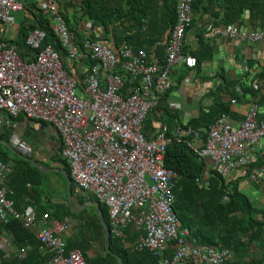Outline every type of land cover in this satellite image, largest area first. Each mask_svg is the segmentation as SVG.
I'll list each match as a JSON object with an SVG mask.
<instances>
[{"label":"built area","instance_id":"1","mask_svg":"<svg viewBox=\"0 0 264 264\" xmlns=\"http://www.w3.org/2000/svg\"><path fill=\"white\" fill-rule=\"evenodd\" d=\"M30 1L35 0H0V23L7 26ZM194 1H177V20L163 63L150 60L144 47L124 44L115 51L95 37L81 40L69 29L57 0L42 2L69 60L76 63L72 72L65 69L59 51L44 46L47 33L41 28L26 37L33 54L26 60L16 43L0 38V138L9 130L10 143L30 153L32 144L16 132L19 117L52 125L60 135L61 155L70 166L72 182L108 207L111 233L125 238L131 228L136 235L134 248L149 249L159 256V264H228L234 258L232 248L197 245L191 230L179 226L174 209L178 174L165 166L167 147L174 138L167 123L160 124L152 137L143 132L147 115L172 87L173 69L179 64L197 66L196 57L184 52ZM207 31L241 43L260 42L264 22L252 29L209 22ZM187 134L182 129L176 140L204 159L201 180L207 186L211 172L229 178L257 161L255 147L264 138V117L259 116V104L252 102L237 126L222 114L207 130L202 145L186 139ZM13 168L0 156V221L14 216L25 227H36L40 249L52 253L48 264H86L80 249H67L63 234L72 227L70 218L60 220L46 212L39 219L32 205L23 213L15 208L13 189L2 185ZM257 169L250 179L264 176V163ZM11 243L8 236L0 235V249L12 252ZM25 254L23 249L18 255Z\"/></svg>","mask_w":264,"mask_h":264},{"label":"trees","instance_id":"2","mask_svg":"<svg viewBox=\"0 0 264 264\" xmlns=\"http://www.w3.org/2000/svg\"><path fill=\"white\" fill-rule=\"evenodd\" d=\"M177 1L84 0L82 8L89 18L104 27H115L125 22L131 23V28L135 31L131 35H126L124 43L140 48L148 44L150 47L156 46L157 35L162 36L167 31L169 33L166 42L168 41L170 30L177 20ZM152 7L161 10V15L155 12ZM193 12L201 15L208 14L211 22L221 26L244 25L248 18L252 22V26L262 27L264 0H195ZM37 19V25L21 29L24 39L17 43L20 56L26 60L32 54V50L26 44V37L30 31L41 28L47 33L44 46L49 44L59 51L65 69L72 72L76 63L69 60L50 18L40 11ZM65 19L69 29L72 30L68 19L66 17ZM193 23L194 18L192 25ZM72 31L79 36L78 31ZM137 44L142 45L137 46ZM165 48L166 43L159 44L157 48L158 51H164V57L159 61L162 63L165 58ZM212 50L213 45L204 33L200 37L198 51L189 52L187 48H184V52L196 57V67L213 55ZM87 63L91 62L87 61ZM185 74L172 80L169 92L179 86ZM244 77L246 81L242 83V90L244 93L252 94L256 99L259 98L256 102L260 105L264 100V70H260L256 74L247 72ZM232 83L233 81L226 80L225 89H223L231 99L236 96V93L230 90ZM165 98L147 115L143 127L144 133L151 129V126L155 127L153 125V122L156 121L154 117L160 111ZM223 98V96L215 98L214 103L208 108L209 110L202 107L198 117L190 118L185 123L177 122L178 114L176 112L165 111L166 122L169 125L168 134L174 138L167 147L165 166L178 174L174 187L176 197L174 209L178 215L179 226L188 227L191 230V238L197 245L228 247L232 248L236 254L248 250L249 245H252L256 239L261 241V248L264 249V220L258 221L257 210L253 206V202L240 190V182L246 176L236 177L234 173L231 177L225 178L213 171L209 178V184L203 185L201 177L206 168V162L185 142H178L174 134L176 126L180 124L186 130L203 131L206 139L209 127L222 114L230 112L229 102L224 101ZM22 117L21 115L19 118ZM29 121L38 122L37 120ZM3 141H7L6 137H3ZM9 152L6 144L0 142V156L3 161H9ZM14 159L15 164H13L14 168L9 176V182L10 188L14 191L11 197L14 199L15 208L23 213L28 205H32L39 219L46 212L60 220L70 218L73 221L71 228L75 227V234L72 242H66L67 249H80L85 256L86 264H118V257L122 258L121 264H159V256L149 249L134 248L136 235L131 232L129 227L126 229L127 237L125 238L117 237L111 233L109 247H107L104 228L96 208L90 205L89 207H92L93 211H89V207H87L80 213L72 212L67 200V179L63 174L55 172L61 179L60 189H57L56 194L52 197V188L48 181L49 173L43 172L17 155ZM56 162L60 163L70 174V166L61 157V154L58 155ZM260 164L259 161L250 164L246 170V173L249 174L246 175L249 177L251 170ZM72 194L80 205L88 199H94L93 196L79 189L74 182H72ZM101 207L105 221L110 227L108 207L103 204ZM37 233L36 227H25L23 221L14 216L9 217L6 222L0 221V235H9L12 238L13 248L10 253L0 249V264H48L52 253L40 249ZM23 249H26V254L21 258L18 254ZM228 264H264V253L260 258L252 257L251 259L235 258L234 256Z\"/></svg>","mask_w":264,"mask_h":264},{"label":"crops","instance_id":"3","mask_svg":"<svg viewBox=\"0 0 264 264\" xmlns=\"http://www.w3.org/2000/svg\"><path fill=\"white\" fill-rule=\"evenodd\" d=\"M43 1V0H42ZM41 0L30 1L25 4V7L13 14L11 22L4 26L0 23V38L19 43L24 39L21 34L23 27L37 25V15L40 11L48 16V12L44 7V2ZM59 8L64 16L68 19L69 25L72 30L78 31L81 40L86 37H95L112 48L118 51L125 42L126 35H131L135 29L131 28V23L125 22L117 26L104 27L103 25L96 24L89 16H87L82 8L84 0H57ZM155 12L161 15V10L152 7ZM218 10V9H217ZM247 18V16H246ZM211 22L208 14L194 13V23L187 33L186 44L189 52H196L199 50L200 37L204 35L211 41L213 45L212 56L204 60L199 67L188 68L179 64L173 69V79L178 78L181 74H185L179 86L173 91H168L165 95V101L162 104L160 111L155 115V123L151 129L146 131L147 137H152L162 123L166 122V110L174 111L178 114L177 122L185 123L190 118L199 116L201 108L206 110L214 103L215 98L224 97V101L229 102L230 112L227 113L230 120L237 126L239 122L246 116L249 111L250 104L256 102L259 98H255L250 93H244L242 90V83L247 72L256 74L260 70H264V39L260 42H237L235 40L227 39L217 35H209L206 33L207 24ZM247 28H252V22L247 18L244 24ZM71 30V31H72ZM169 31L165 32L162 36L157 35L158 42L161 45L166 43ZM158 42L156 46L150 47L144 45L147 50L148 57L153 61H161L164 57V51H158ZM142 44H137V46ZM32 54L28 56L31 58ZM27 58V59H28ZM77 70H82V65L77 66ZM233 81L230 90L236 93L235 98L231 99L225 89V81ZM247 83V82H245ZM254 84V83H253ZM235 100V102L233 101ZM154 110V109H153ZM152 111V110H151ZM259 116L264 117V100L259 105ZM19 126L16 132L21 135L25 140L33 146V151L30 153H23L18 150L9 139V130L1 137H6L7 141H2L9 149V161L15 164V156H26L34 158L42 165L51 167H62L60 163L56 162L58 155L61 154V138L56 129L49 123L38 121L33 122L26 119L24 116L19 118ZM168 124V123H167ZM145 125V123H144ZM169 126V125H168ZM144 127V126H143ZM184 129L181 125H177L174 134L176 137L180 131ZM186 130V129H185ZM189 134L186 139L194 142L196 145H202L205 141L204 132L201 130L189 129ZM193 131L194 135H190ZM203 132V135L199 134ZM257 162L264 163V138H261L255 147ZM62 157V155H61ZM23 158V157H22ZM63 158V157H62ZM24 159V158H23ZM25 160V159H24ZM27 161V160H26ZM29 162V161H28ZM259 166V165H258ZM258 166L254 167L251 172L257 173ZM13 172V171H12ZM56 172V171H54ZM60 173V172H58ZM10 174L4 178L2 185L10 188ZM62 174V173H61ZM246 171L238 170L235 176L245 175L246 177L240 182V190L246 194L253 206L257 210L256 217L258 221L264 220V176H259L254 180L250 179ZM66 178V177H65ZM60 178L58 177L59 186ZM12 189V188H11ZM80 206V205H79ZM75 225V224H74ZM75 227L69 229L63 234L66 242L70 243L74 240ZM8 236L11 240L12 238ZM264 253L261 248V241L256 239L252 245H249L248 250L238 252L235 258L251 259L252 257L260 258Z\"/></svg>","mask_w":264,"mask_h":264},{"label":"water","instance_id":"4","mask_svg":"<svg viewBox=\"0 0 264 264\" xmlns=\"http://www.w3.org/2000/svg\"><path fill=\"white\" fill-rule=\"evenodd\" d=\"M190 135H194L193 131H191ZM199 135L202 136L203 132H201ZM2 141H3V139L0 138V142H2ZM22 157L25 160L29 161L33 166L40 168L45 173L56 171V172L62 173L66 177V179H67V200H68V203H69L70 208H71L73 213H80L82 210L86 209L90 205H93L96 208V212L100 216V220H101L103 228H104L106 245H107V247H109L111 231H110L109 224H107V222L105 221L100 202L98 200H95V199H88L86 202H84L83 204L78 206L77 204H75L74 197L72 194V178H71L69 172L65 168L57 167V166L47 167V166L42 165L39 161H37L34 158H30V157H26V156H22ZM118 259H119L118 264H121L122 258L118 257Z\"/></svg>","mask_w":264,"mask_h":264},{"label":"rangeland","instance_id":"5","mask_svg":"<svg viewBox=\"0 0 264 264\" xmlns=\"http://www.w3.org/2000/svg\"><path fill=\"white\" fill-rule=\"evenodd\" d=\"M252 26V25H251ZM253 28V27H252ZM249 27V29H252ZM57 173H55L54 171L52 172H49L48 174V181L50 182L51 184V191H52V194L51 196L53 197L54 194H56V190L57 189H60L59 187V181H58V177L60 178V176H57L56 175ZM74 201H75V204H77L78 206L80 205V203L74 198ZM89 211H93V208L92 207H89Z\"/></svg>","mask_w":264,"mask_h":264}]
</instances>
